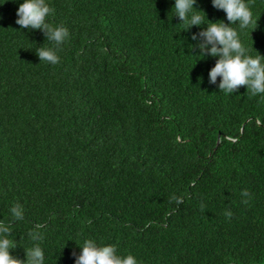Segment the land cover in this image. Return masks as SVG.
Segmentation results:
<instances>
[{"label":"trees","instance_id":"obj_1","mask_svg":"<svg viewBox=\"0 0 264 264\" xmlns=\"http://www.w3.org/2000/svg\"><path fill=\"white\" fill-rule=\"evenodd\" d=\"M23 2L0 0V221L11 254L26 260L38 244L44 264H75L92 240L138 264H264V97L209 82L218 57L192 39L207 24L184 31L175 0H46L48 22L70 33L57 46L16 23ZM246 3L257 24L231 26L248 55L264 56V0ZM194 7L205 23H229L212 0ZM41 47L60 62L40 61Z\"/></svg>","mask_w":264,"mask_h":264},{"label":"clouds","instance_id":"obj_2","mask_svg":"<svg viewBox=\"0 0 264 264\" xmlns=\"http://www.w3.org/2000/svg\"><path fill=\"white\" fill-rule=\"evenodd\" d=\"M195 4L196 0H175L173 9L175 16L185 25L184 31L192 26L207 24V28L198 34H193L192 39H200L201 42L197 47L201 56L218 57L215 66L209 72V82L215 84L219 77L218 87L225 94L236 93L241 87H245L252 96L264 97V56L258 52L256 56L248 55L238 31L231 26L238 23L240 29H245L249 25L257 24L249 4L246 0H212L213 7L226 13L229 22L227 24L223 21L209 20L205 23L206 14L203 11L204 15L199 14L200 11L194 7ZM54 14L55 9L50 7L46 0H24L17 10L16 23L21 29L43 31L48 41L59 46L69 38L70 33L67 28L54 27L48 22V17ZM36 54L40 61L52 65L60 62L55 49L41 47L37 49ZM241 195L248 197L249 193L244 190ZM243 203L247 204L248 200H244ZM10 211L13 220L23 219L24 210L19 203ZM232 215L231 211L225 212V216L229 219ZM42 227V224H38L36 229L29 233L34 241L43 239L39 233ZM11 232V226L0 221V264H44V251L38 244L25 250L26 260L14 257L11 250L15 249L17 244L8 238ZM80 248L82 251L76 256L75 264H138L131 254L118 255L115 245L97 246L94 241L87 240Z\"/></svg>","mask_w":264,"mask_h":264},{"label":"water","instance_id":"obj_3","mask_svg":"<svg viewBox=\"0 0 264 264\" xmlns=\"http://www.w3.org/2000/svg\"><path fill=\"white\" fill-rule=\"evenodd\" d=\"M218 143V136H217V141H216V144ZM228 264H234V263H228Z\"/></svg>","mask_w":264,"mask_h":264}]
</instances>
